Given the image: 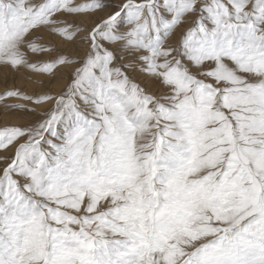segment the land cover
Masks as SVG:
<instances>
[{
    "label": "snow or ice",
    "instance_id": "1",
    "mask_svg": "<svg viewBox=\"0 0 264 264\" xmlns=\"http://www.w3.org/2000/svg\"><path fill=\"white\" fill-rule=\"evenodd\" d=\"M0 264H264V0H0Z\"/></svg>",
    "mask_w": 264,
    "mask_h": 264
}]
</instances>
